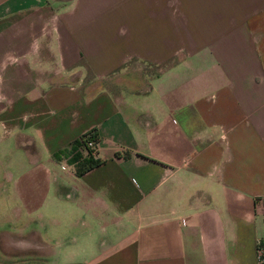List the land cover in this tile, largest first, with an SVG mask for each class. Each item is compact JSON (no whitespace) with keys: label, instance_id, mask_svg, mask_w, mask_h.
<instances>
[{"label":"crops","instance_id":"0c3cea01","mask_svg":"<svg viewBox=\"0 0 264 264\" xmlns=\"http://www.w3.org/2000/svg\"><path fill=\"white\" fill-rule=\"evenodd\" d=\"M0 182V264H255L264 0H0Z\"/></svg>","mask_w":264,"mask_h":264},{"label":"rangeland","instance_id":"374dc122","mask_svg":"<svg viewBox=\"0 0 264 264\" xmlns=\"http://www.w3.org/2000/svg\"><path fill=\"white\" fill-rule=\"evenodd\" d=\"M5 155H7V152L5 153ZM9 157H10V155H9ZM10 158H8V160H11ZM2 200H4V201L0 202V215H5L7 217L12 213V208H13L15 203L13 202V195H12V192L10 191V189L7 186H5L3 183L0 182V201H2ZM20 217H22V216H20ZM2 224H6V223H5V221H2V219H1L0 225H2ZM21 227H22L21 228V235L24 236L25 233L29 229V223L27 222L25 225H22ZM37 227L40 228L37 230L38 235H39V237H42L44 234L45 224L43 222H39V224H37Z\"/></svg>","mask_w":264,"mask_h":264},{"label":"built area","instance_id":"2783aa9c","mask_svg":"<svg viewBox=\"0 0 264 264\" xmlns=\"http://www.w3.org/2000/svg\"><path fill=\"white\" fill-rule=\"evenodd\" d=\"M83 148L89 153L91 158H95V142L92 139H87L83 143ZM264 222V212L262 213ZM253 258L255 264H264V238L255 239L253 243Z\"/></svg>","mask_w":264,"mask_h":264},{"label":"trees","instance_id":"16d2710c","mask_svg":"<svg viewBox=\"0 0 264 264\" xmlns=\"http://www.w3.org/2000/svg\"><path fill=\"white\" fill-rule=\"evenodd\" d=\"M92 134H82L78 137V141L81 143V146H83V143L87 139H92ZM93 140V139H92ZM97 161L94 158H91L89 153L86 151L82 159L77 163L75 174H80L84 172L85 170L91 168L92 166L96 165Z\"/></svg>","mask_w":264,"mask_h":264}]
</instances>
